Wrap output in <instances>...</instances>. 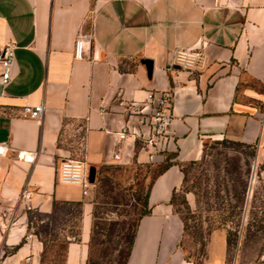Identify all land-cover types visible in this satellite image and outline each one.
I'll list each match as a JSON object with an SVG mask.
<instances>
[{"label": "crops", "instance_id": "crops-1", "mask_svg": "<svg viewBox=\"0 0 264 264\" xmlns=\"http://www.w3.org/2000/svg\"><path fill=\"white\" fill-rule=\"evenodd\" d=\"M5 45L14 54L10 80L0 82V264H41L33 229L58 216L62 264H86L100 169L131 166L157 170L124 264H227L219 232L204 256L184 255L174 197L195 205L182 190V168L222 140L252 149L250 180L264 185V0H0ZM188 48L203 53L201 69L173 64ZM166 90L173 97L164 149L118 134L124 126L145 133L130 112L149 111L147 93ZM38 104L39 118L23 115V106ZM21 152L36 155L24 160ZM77 152L95 169L86 195L57 182L60 160Z\"/></svg>", "mask_w": 264, "mask_h": 264}, {"label": "rangeland", "instance_id": "rangeland-1", "mask_svg": "<svg viewBox=\"0 0 264 264\" xmlns=\"http://www.w3.org/2000/svg\"><path fill=\"white\" fill-rule=\"evenodd\" d=\"M252 154L251 148L238 142L216 141L206 145L201 161L183 166L182 190L195 197L192 208L182 193L174 197L184 223L181 246L186 257H202L211 235L219 232L227 243V264L236 257L246 264H264V185L250 180ZM156 170L100 169L94 200L97 219L86 264H124L135 223L144 212L147 178ZM62 224L63 217L58 216L33 229L44 245L41 264H62L66 248L59 231Z\"/></svg>", "mask_w": 264, "mask_h": 264}, {"label": "built area", "instance_id": "built-area-1", "mask_svg": "<svg viewBox=\"0 0 264 264\" xmlns=\"http://www.w3.org/2000/svg\"><path fill=\"white\" fill-rule=\"evenodd\" d=\"M13 49L12 45L0 47V66L2 67L0 82L2 85H6L10 80V69L14 54ZM203 61L204 55L197 49L188 48L177 50L173 56V64L185 70L201 69ZM172 97V92L168 90L149 91L145 101L149 106V111L144 112L142 109L133 107L130 112V117L131 115L132 117H136L135 121L138 125L144 126L146 132L138 133L124 126L118 134L120 136L128 135L133 140H141L142 144L146 147L157 150L164 149L170 139ZM42 112V104L36 106H23V115L31 119L39 118ZM35 155V152H21L18 154V157L24 160H31ZM57 182L63 185L78 186L81 189L82 195H86L90 185L86 162L82 159L62 158L58 165ZM28 196L29 192L23 189L21 197L27 198ZM28 237H30V234L25 236V238Z\"/></svg>", "mask_w": 264, "mask_h": 264}, {"label": "water", "instance_id": "water-1", "mask_svg": "<svg viewBox=\"0 0 264 264\" xmlns=\"http://www.w3.org/2000/svg\"><path fill=\"white\" fill-rule=\"evenodd\" d=\"M94 173H95L94 167H89V169H88V181H89V183H93Z\"/></svg>", "mask_w": 264, "mask_h": 264}]
</instances>
